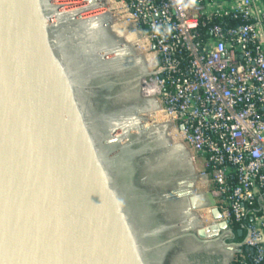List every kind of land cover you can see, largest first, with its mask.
Here are the masks:
<instances>
[{
	"label": "water",
	"instance_id": "95a60500",
	"mask_svg": "<svg viewBox=\"0 0 264 264\" xmlns=\"http://www.w3.org/2000/svg\"><path fill=\"white\" fill-rule=\"evenodd\" d=\"M112 21L100 0H0V264H163L183 236L229 231L225 222L196 227L191 212L215 199L192 182L167 196L186 199L185 219L154 227L136 206L122 143L142 131L168 142L169 121L145 126L140 114L159 109L156 97L133 117L100 111L98 58L139 68L140 88L150 75ZM99 28L109 48L93 45Z\"/></svg>",
	"mask_w": 264,
	"mask_h": 264
},
{
	"label": "built area",
	"instance_id": "2783aa9c",
	"mask_svg": "<svg viewBox=\"0 0 264 264\" xmlns=\"http://www.w3.org/2000/svg\"><path fill=\"white\" fill-rule=\"evenodd\" d=\"M100 2L122 41L143 52L141 94L159 105L142 113L156 117L145 126L169 121L193 193L215 199L192 211L196 227L225 222L231 239L235 225L244 240L228 243L229 264H264V0Z\"/></svg>",
	"mask_w": 264,
	"mask_h": 264
},
{
	"label": "flooded vegetation",
	"instance_id": "af4514ba",
	"mask_svg": "<svg viewBox=\"0 0 264 264\" xmlns=\"http://www.w3.org/2000/svg\"><path fill=\"white\" fill-rule=\"evenodd\" d=\"M72 3L67 1V4ZM94 34V46L109 48L112 45L103 29H96ZM97 63L104 69L96 80L101 86L97 95L100 111L131 117L140 114L145 101L140 89L139 68L123 65L116 55L108 60L98 58ZM122 147L119 168L133 190L135 204L145 219L154 227L165 226L179 218L185 219L188 211L186 199L167 197L172 192L185 190L193 182L192 166L186 154L180 153L185 151L171 146L156 131L132 134ZM227 234V231H222L221 237L216 240L185 235L166 249L163 264H229L227 243L231 240L236 242L237 237L230 239ZM162 235L161 238H164L170 233ZM217 241L223 251L213 244Z\"/></svg>",
	"mask_w": 264,
	"mask_h": 264
},
{
	"label": "bare ground",
	"instance_id": "6f19581e",
	"mask_svg": "<svg viewBox=\"0 0 264 264\" xmlns=\"http://www.w3.org/2000/svg\"><path fill=\"white\" fill-rule=\"evenodd\" d=\"M111 28V27H110ZM113 28H111V31H112V33L113 34H115V36H118V33H119V31L118 30H114ZM117 33V34H116ZM118 38H120V36H118ZM127 38H130V36H127ZM124 44H126L127 46H128V44H127V42L126 41H122ZM140 52H142V51H140ZM142 54H143V52H142ZM142 114H140V116H141ZM154 115V114H153ZM153 115H151V117L150 118H148V116H147V114H146V117L149 119V120H147V118H146V121H147V124H150V122H154V119L156 118H153ZM145 119V118H144ZM191 215H194L193 214V212H191Z\"/></svg>",
	"mask_w": 264,
	"mask_h": 264
},
{
	"label": "rangeland",
	"instance_id": "374dc122",
	"mask_svg": "<svg viewBox=\"0 0 264 264\" xmlns=\"http://www.w3.org/2000/svg\"><path fill=\"white\" fill-rule=\"evenodd\" d=\"M117 38H118V36H116ZM167 139V138H166ZM179 150L181 151L182 149L181 148H179ZM182 151H185V150H182ZM180 153H182V154H186V156H187V159H189L188 158V155H187V153L186 152H180ZM189 162V161H188ZM192 166V165H191ZM216 247H217V249L219 250V251H223V249H222V247H220L219 248V246H220V243L217 241V242H214L213 243ZM228 255V254H227ZM229 259L231 258V255L229 254V256H227Z\"/></svg>",
	"mask_w": 264,
	"mask_h": 264
},
{
	"label": "trees",
	"instance_id": "16d2710c",
	"mask_svg": "<svg viewBox=\"0 0 264 264\" xmlns=\"http://www.w3.org/2000/svg\"><path fill=\"white\" fill-rule=\"evenodd\" d=\"M232 228H233V230H234V232H235V236L237 237L236 242H237V241H240L241 239L244 238L243 235H242V236H239V235H238V231H237L238 228H237L235 225H234ZM231 241L233 242V240H231Z\"/></svg>",
	"mask_w": 264,
	"mask_h": 264
}]
</instances>
